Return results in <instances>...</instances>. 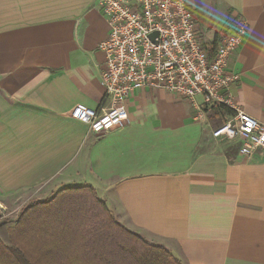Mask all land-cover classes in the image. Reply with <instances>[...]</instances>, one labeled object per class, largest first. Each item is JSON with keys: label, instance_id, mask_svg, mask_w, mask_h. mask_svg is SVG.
I'll return each instance as SVG.
<instances>
[{"label": "crops", "instance_id": "obj_1", "mask_svg": "<svg viewBox=\"0 0 264 264\" xmlns=\"http://www.w3.org/2000/svg\"><path fill=\"white\" fill-rule=\"evenodd\" d=\"M186 1L209 52L247 21L223 93L264 122V0ZM107 32L98 0H0V207L89 185L181 264H264V150L245 156L240 139L214 138L201 96L136 89L129 122L100 134L71 117L77 103L110 105L97 49Z\"/></svg>", "mask_w": 264, "mask_h": 264}, {"label": "built area", "instance_id": "obj_2", "mask_svg": "<svg viewBox=\"0 0 264 264\" xmlns=\"http://www.w3.org/2000/svg\"><path fill=\"white\" fill-rule=\"evenodd\" d=\"M108 32L97 49L103 55L102 103H82L70 110L95 133L109 132L129 122L126 97L141 88L164 89L196 105L201 96L207 106L222 103L234 110L213 128L214 138L240 139L239 153L251 156L264 150V122L235 106L227 91L237 74L227 70L228 57L247 32V21L237 18L212 51L196 37V16L186 0H98ZM154 33V34H153ZM153 34V36H151Z\"/></svg>", "mask_w": 264, "mask_h": 264}, {"label": "trees", "instance_id": "obj_3", "mask_svg": "<svg viewBox=\"0 0 264 264\" xmlns=\"http://www.w3.org/2000/svg\"><path fill=\"white\" fill-rule=\"evenodd\" d=\"M220 125L234 111L212 104ZM0 264H181L165 247L122 226L94 188L64 186L0 221Z\"/></svg>", "mask_w": 264, "mask_h": 264}, {"label": "rangeland", "instance_id": "obj_4", "mask_svg": "<svg viewBox=\"0 0 264 264\" xmlns=\"http://www.w3.org/2000/svg\"><path fill=\"white\" fill-rule=\"evenodd\" d=\"M37 199H26V200H18L12 204H8L7 206L0 207V221L4 219H13L17 216L22 207L31 203L32 201H36Z\"/></svg>", "mask_w": 264, "mask_h": 264}, {"label": "water", "instance_id": "obj_5", "mask_svg": "<svg viewBox=\"0 0 264 264\" xmlns=\"http://www.w3.org/2000/svg\"><path fill=\"white\" fill-rule=\"evenodd\" d=\"M154 34V33H153ZM153 34L151 36H153Z\"/></svg>", "mask_w": 264, "mask_h": 264}]
</instances>
